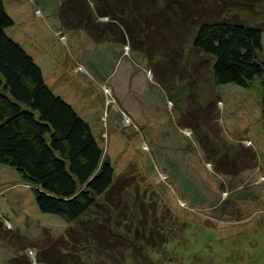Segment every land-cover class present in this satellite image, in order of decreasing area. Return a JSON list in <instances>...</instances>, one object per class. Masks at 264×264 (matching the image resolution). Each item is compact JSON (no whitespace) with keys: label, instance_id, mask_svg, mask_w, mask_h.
I'll list each match as a JSON object with an SVG mask.
<instances>
[{"label":"rangeland","instance_id":"374dc122","mask_svg":"<svg viewBox=\"0 0 264 264\" xmlns=\"http://www.w3.org/2000/svg\"><path fill=\"white\" fill-rule=\"evenodd\" d=\"M122 1L114 7L121 20L112 23L92 8L87 20L79 0H4L14 21L8 35L109 156L116 178L109 197L119 209L99 211L97 224L117 234L115 252L101 255L80 224L43 213L31 186L0 164V264H35L68 230L87 264H264L262 80L217 86L213 60L193 44L206 20L264 27V0H156L141 14ZM124 22L135 36L145 31L143 41ZM213 156L237 172L217 173ZM154 217L175 256L150 254ZM159 240L155 231L149 241L162 253Z\"/></svg>","mask_w":264,"mask_h":264},{"label":"trees","instance_id":"16d2710c","mask_svg":"<svg viewBox=\"0 0 264 264\" xmlns=\"http://www.w3.org/2000/svg\"><path fill=\"white\" fill-rule=\"evenodd\" d=\"M129 1V5L134 4L139 12L140 9L146 11L149 5L156 2ZM121 2L79 0L77 7L87 15V20H91L88 11L93 9L98 17H107L116 23L121 20V15L114 7ZM112 23L106 27L112 29L116 25ZM124 24L130 37H141L140 41H143L147 35L145 31L135 36L129 25ZM13 25L4 0H0V164L14 168L31 186L43 213L63 216L71 227L80 224L91 247L101 255L110 256L117 248V234L105 225L97 224V220L102 217L99 211H104L106 207L110 208L109 212L119 209V205H114V200L109 197L116 183L114 166L90 124L48 86L43 70L34 57L8 35L7 29ZM263 32V26L242 20H206L198 26L193 44L213 60L208 66L217 86L236 84L249 88L256 78L262 80L264 118ZM207 59L206 63H209ZM199 141L207 154L214 151L209 142L204 139ZM210 161L214 162L217 173L236 171L217 157H210ZM94 212L99 215L96 221L82 220ZM110 217H106L107 222L111 221ZM154 219L156 229L151 230L147 239V246L153 248L150 254L171 257L174 254L168 249L164 234L159 231L160 222L157 217ZM155 231L160 239L157 241L159 247L163 245L162 253L154 249L158 247L155 242L152 244L149 241L154 239ZM79 241L68 230L52 243V247L38 254L35 264H87L85 250L77 249L80 245L76 242ZM31 263L30 259L23 264Z\"/></svg>","mask_w":264,"mask_h":264},{"label":"crops","instance_id":"0c3cea01","mask_svg":"<svg viewBox=\"0 0 264 264\" xmlns=\"http://www.w3.org/2000/svg\"><path fill=\"white\" fill-rule=\"evenodd\" d=\"M38 63V62H37ZM39 64V63H38ZM40 65V64H39ZM41 66V65H40ZM41 68H42V66H41ZM42 70H43V68H42ZM43 73H44V71H43ZM44 76H45V74H44Z\"/></svg>","mask_w":264,"mask_h":264},{"label":"built area","instance_id":"2783aa9c","mask_svg":"<svg viewBox=\"0 0 264 264\" xmlns=\"http://www.w3.org/2000/svg\"><path fill=\"white\" fill-rule=\"evenodd\" d=\"M249 145H251V142H249Z\"/></svg>","mask_w":264,"mask_h":264}]
</instances>
